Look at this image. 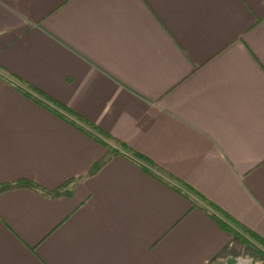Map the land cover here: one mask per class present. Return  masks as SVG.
<instances>
[{
  "label": "crops",
  "instance_id": "1",
  "mask_svg": "<svg viewBox=\"0 0 264 264\" xmlns=\"http://www.w3.org/2000/svg\"><path fill=\"white\" fill-rule=\"evenodd\" d=\"M114 142L164 174L121 148L90 173ZM21 179L67 191L0 192V264L243 258L204 200L264 241V0H0V185Z\"/></svg>",
  "mask_w": 264,
  "mask_h": 264
},
{
  "label": "trees",
  "instance_id": "2",
  "mask_svg": "<svg viewBox=\"0 0 264 264\" xmlns=\"http://www.w3.org/2000/svg\"><path fill=\"white\" fill-rule=\"evenodd\" d=\"M29 90L31 91V93L33 95H31V97L39 102H42L41 100H39L40 98L43 99V101H45L46 103H48L52 109L56 112L59 113L60 115L62 114V116L64 118H66L69 121H75L78 122L79 124L81 123V125H84L85 127L92 129L93 131H96L98 133H100L103 137H106L107 134L101 132L96 126H94L93 124L87 122L86 120L80 118V116H78L77 114H75L73 111L69 110L67 107L62 106L60 104H58L57 102H55L54 100H52L50 97H48L47 95L43 94L42 92H40L39 90H36L32 87H29ZM35 95V96H34ZM46 106H48L47 104H45ZM49 106V107H50ZM82 127V126H81ZM115 143V142H114ZM115 146H111V145H107V152L105 153V155L95 164V166L93 167L92 171L90 173L95 172L98 168H100L103 164H105L112 156H114L115 154L120 153L119 148H121L123 151H127L129 153H131L132 155H134L135 157H137L138 159H140L145 165L149 166L150 171H155L157 173H159L160 175L164 174V172H162L160 170V168H158L157 166H155V164H153L150 160H148L147 158H145L144 156L128 149L127 147H124L123 145L119 144V143H115ZM148 169V170H149ZM155 172H153L152 174H155L156 176H158L159 178H162L165 182H169L167 181V179H169L170 181L173 182H177L179 183L182 187H187L186 184L182 183L181 181L177 180L176 178H173L172 176H170L169 174H166L165 177H168L166 180L159 176L158 174H156ZM68 185V184H67ZM66 185L60 186L59 188L49 191L46 190L44 188H41L39 185L29 181V180H17L14 182H9V183H4L0 185V192L5 191V190H9V189H15V188H29L32 189L34 191H37L41 194L44 195H49V196H57L60 195L62 193H65L67 191L66 189ZM205 205L204 207L206 208V210L217 220V222L225 229L229 230L231 233L237 235L240 239V242L251 246L253 248L258 249L259 252H261V254L264 256V253L262 251V249H260L258 246H255L254 242H251L248 237H250L252 240H254L257 245H261L262 247H264V241L259 238L258 236H256L255 234H253L252 232H249V230L245 229L244 227L240 226L239 224H237V222H235V220H233L229 215H227L225 212H223L222 210H220L218 207H216L214 204L207 202L206 200H204ZM233 226L236 228H239L245 235L243 234H239L234 228Z\"/></svg>",
  "mask_w": 264,
  "mask_h": 264
},
{
  "label": "rangeland",
  "instance_id": "3",
  "mask_svg": "<svg viewBox=\"0 0 264 264\" xmlns=\"http://www.w3.org/2000/svg\"><path fill=\"white\" fill-rule=\"evenodd\" d=\"M256 246V245H255ZM261 247V249L264 247ZM245 251L243 252V256L246 258H249L252 261V264H264V258L262 257L261 252L258 251V249L253 248L251 246L245 245ZM262 249V250H263Z\"/></svg>",
  "mask_w": 264,
  "mask_h": 264
},
{
  "label": "built area",
  "instance_id": "4",
  "mask_svg": "<svg viewBox=\"0 0 264 264\" xmlns=\"http://www.w3.org/2000/svg\"><path fill=\"white\" fill-rule=\"evenodd\" d=\"M223 264H252V261L249 258L243 257L233 261H226Z\"/></svg>",
  "mask_w": 264,
  "mask_h": 264
}]
</instances>
